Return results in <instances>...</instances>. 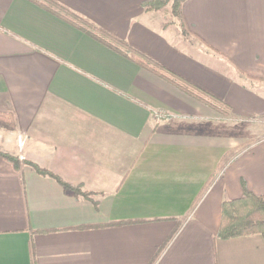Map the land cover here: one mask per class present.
Here are the masks:
<instances>
[{
    "label": "crops",
    "instance_id": "obj_1",
    "mask_svg": "<svg viewBox=\"0 0 264 264\" xmlns=\"http://www.w3.org/2000/svg\"><path fill=\"white\" fill-rule=\"evenodd\" d=\"M56 1L230 112L43 0H0V150L93 192L0 155V264H264L262 234L218 236L225 199L264 193V0H182L168 25L150 0Z\"/></svg>",
    "mask_w": 264,
    "mask_h": 264
},
{
    "label": "trees",
    "instance_id": "obj_2",
    "mask_svg": "<svg viewBox=\"0 0 264 264\" xmlns=\"http://www.w3.org/2000/svg\"><path fill=\"white\" fill-rule=\"evenodd\" d=\"M33 1L41 2L42 0ZM43 4L59 16L86 31L94 38L100 40L121 54L131 58L148 70L164 77L174 85L184 90L186 93L214 107L224 115L229 114L230 106L226 102L164 67L152 57L134 48L125 39L116 37L107 31L102 30L78 13L67 9L56 0H43ZM161 4H163L161 0H150L145 2L144 6L147 10H152L159 8ZM172 6L175 16L178 15L182 19V22H184L182 14V0H173ZM8 119H10V122H8ZM0 122L13 128L15 126L14 115L11 113L0 112ZM0 155L12 161L17 167H20L21 162L30 164L39 173L56 178L67 190L74 192L76 195H82L85 198L91 199L90 196L93 192L83 190L80 185H72L68 183L51 170L43 168L33 161L20 160L19 157L1 150ZM125 222L127 221H120V223ZM116 223L118 222L112 224ZM254 233L262 234L264 236V193H255L250 190L244 182L243 194L240 197L225 199L222 203L218 236L221 238H231ZM32 252L33 261L35 262L34 251L32 250Z\"/></svg>",
    "mask_w": 264,
    "mask_h": 264
},
{
    "label": "rangeland",
    "instance_id": "obj_3",
    "mask_svg": "<svg viewBox=\"0 0 264 264\" xmlns=\"http://www.w3.org/2000/svg\"><path fill=\"white\" fill-rule=\"evenodd\" d=\"M161 1L163 2V4H161L159 6V8H155V10L161 9L163 12L166 13L165 14L166 22L164 25L176 23V22H179V20H180V23L183 24L184 22H182V19L178 15L175 16V14L173 12V6H172L173 0H161ZM152 10H154V9H152ZM8 122H10V119H8ZM1 127H2V129H1ZM0 129L1 130H4V129L8 130V129H12V127H8V126H6L5 123L2 124L0 122Z\"/></svg>",
    "mask_w": 264,
    "mask_h": 264
}]
</instances>
